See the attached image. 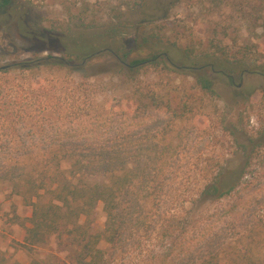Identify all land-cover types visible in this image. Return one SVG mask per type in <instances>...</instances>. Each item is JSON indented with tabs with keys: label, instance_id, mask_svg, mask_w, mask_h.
<instances>
[{
	"label": "trees",
	"instance_id": "obj_1",
	"mask_svg": "<svg viewBox=\"0 0 264 264\" xmlns=\"http://www.w3.org/2000/svg\"><path fill=\"white\" fill-rule=\"evenodd\" d=\"M161 4L145 0L130 7V15L144 17L136 22L126 20L120 30L111 27L89 39L84 31L64 34L65 45L58 49L61 52L56 51L61 57L49 55L6 69L0 67V185H10L12 194L32 208L28 221L31 227L24 226L22 245L45 244L56 235L72 252L73 264H135L137 260L143 262L142 258L160 264H264V257L224 250L234 239L223 234L224 227L235 230L233 208L229 218L217 213L211 223L203 217L198 221L188 217L194 209L183 210L187 203L198 210L232 198L247 177L252 152L264 142L243 141L235 133L234 146L242 150V155L226 159L212 173L206 172L208 181L201 189L185 192L182 183L192 175L184 170L188 160L180 151L185 144L182 131L178 133L180 141L174 144L158 131L152 116L154 111L170 109L173 101L164 106L159 95L144 89L140 81L141 69L150 66L172 77H192L199 95L216 96L215 83L204 72L207 65L226 74L233 83L238 72L253 70L264 76V64L251 67L236 55L233 61L211 55L193 57L178 48L171 50L152 37L140 42L141 29L160 16L156 11ZM12 7V0H0V16ZM20 21L29 36L41 39L38 28L22 18ZM104 52L112 68L99 74L111 73L121 93L113 96V108L97 117L98 129L94 130L105 127L102 132L106 139L96 142L79 137L86 124L81 128V124L73 127L68 123L76 115L72 113L73 103L94 100V94L83 91V87L93 85L81 70L102 58ZM49 71L67 74L71 83L68 78L65 82L60 78L46 81L43 74ZM64 86L73 90L63 92ZM67 111L69 115L62 116ZM177 112L176 118L183 120L186 110L179 108ZM39 156L46 160L44 166L39 162L32 166ZM64 164H69L68 170L63 169ZM98 176L107 181H88V177ZM181 194H189L186 198L190 201L178 212L174 206L179 204ZM99 204L103 205L105 228L102 233H94L91 216ZM102 241L108 251L99 247ZM5 263L6 257L0 253V264Z\"/></svg>",
	"mask_w": 264,
	"mask_h": 264
},
{
	"label": "rangeland",
	"instance_id": "obj_2",
	"mask_svg": "<svg viewBox=\"0 0 264 264\" xmlns=\"http://www.w3.org/2000/svg\"><path fill=\"white\" fill-rule=\"evenodd\" d=\"M12 1V9L0 16V67L38 60L49 55L61 57L56 51L61 52L59 50L65 45L64 34L84 31L89 39L94 38L95 33H104L111 27L120 30L126 20L136 22L143 19L144 16L140 14L130 15L128 9L145 2ZM157 1L162 3V7L156 11L160 16L154 22L143 26L140 42L143 43L152 37L153 41L155 38L160 39L171 50L178 48L193 57L211 55L221 60L233 61L236 55V59L247 61L251 67L264 64V0ZM8 14H11L10 18ZM21 18L40 30L41 39L29 36L27 28L20 21ZM102 54V58L96 59L91 66L81 70V75L89 77L87 81L93 85L83 87V91L87 95L94 94V100H86L81 105L73 103L71 109L76 115L71 117L73 120L68 123L69 126L73 124V127L81 124V128L86 124L85 130L80 129L79 137L96 142L106 139L105 133L102 132L105 127L97 132L94 130L98 129V123L95 122L97 117L105 116L106 109L113 108V96L121 93L119 83L111 73L99 74L107 71L109 66L112 68L108 53ZM205 60L209 61L203 59V62ZM252 71L245 74L236 73L234 82L231 83L226 74L218 70L213 71L211 65H207L204 72L214 81L217 93L216 96H211L199 95L192 77H172L150 66L141 69L142 87L155 91L159 99L164 101V106L173 101L170 109L154 111L152 116L158 131L165 134L174 144H177L181 137L185 141L180 151L188 160V165L184 167L186 175H192V179L182 183L185 192L201 189L208 181L204 178L206 172L212 173L219 164H224L226 159L242 155V150L234 146L235 133L241 136L243 141L253 139L264 142V76ZM67 76L65 73L52 71L43 74L46 81L55 82L60 78V82H65L68 78L67 82L70 84L71 78ZM66 89L68 92L73 90L72 86H64L63 92ZM105 99L110 101H104ZM179 108L186 110L183 120L175 116ZM68 112L62 116L69 115ZM45 115L53 116L51 113ZM179 131H182L181 137L178 135ZM251 156L253 158L251 166L246 170L247 177L242 180L232 198L210 203L196 210L188 203L185 205L186 201H190V198H186L189 194H181L179 204L174 206V209L182 212L181 205H185L183 210H195V213L192 212L188 217L192 216L196 221L203 217L211 223L217 219V213H224L229 218V210L233 208L235 230L233 232L224 227L223 234L234 239L226 244L224 250L228 249L229 253L232 249L237 255L245 253L264 257V143L257 146ZM38 162L44 166L46 160L39 156L32 166ZM63 169L68 170L69 164H64ZM88 181L102 183L107 181V178L88 177ZM31 216L32 208L24 203L23 198L13 195L10 185L1 184L0 253L6 257L5 264H73L72 252L60 244L62 241L56 235L51 236L45 244L22 245L24 226L31 227L28 222ZM223 219L225 216L222 215ZM105 220L103 205L99 204L91 216L94 233L104 231ZM99 247L108 251V245L104 241ZM237 255L234 256L238 257ZM142 261L140 263L137 260L135 264H160V261L154 263L143 258Z\"/></svg>",
	"mask_w": 264,
	"mask_h": 264
},
{
	"label": "water",
	"instance_id": "obj_3",
	"mask_svg": "<svg viewBox=\"0 0 264 264\" xmlns=\"http://www.w3.org/2000/svg\"><path fill=\"white\" fill-rule=\"evenodd\" d=\"M7 67H3V69H6Z\"/></svg>",
	"mask_w": 264,
	"mask_h": 264
}]
</instances>
